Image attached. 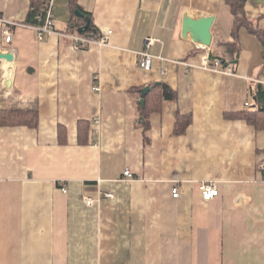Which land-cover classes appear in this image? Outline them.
<instances>
[{
	"label": "crops",
	"instance_id": "0c3cea01",
	"mask_svg": "<svg viewBox=\"0 0 264 264\" xmlns=\"http://www.w3.org/2000/svg\"><path fill=\"white\" fill-rule=\"evenodd\" d=\"M58 1L55 26L68 31L73 12ZM77 2L96 32L112 31L109 44L76 50L30 27L0 38L14 54L0 60V109L38 113L35 127L0 125V264H264V128L229 115L254 108L261 38L244 25L239 52L221 45L235 22L226 0ZM31 3L0 0V15L25 22ZM244 8L264 30V0ZM185 15L215 16L211 45L183 35ZM144 51L150 69L139 66ZM205 55L235 74L203 69ZM162 81L176 97L142 103ZM202 181L220 195L204 201Z\"/></svg>",
	"mask_w": 264,
	"mask_h": 264
},
{
	"label": "trees",
	"instance_id": "16d2710c",
	"mask_svg": "<svg viewBox=\"0 0 264 264\" xmlns=\"http://www.w3.org/2000/svg\"><path fill=\"white\" fill-rule=\"evenodd\" d=\"M231 6L232 12L235 17L234 26L232 29V40L230 42L222 43L221 45L226 48H231L235 53L240 50L239 42V29L240 27L246 25L251 26L253 32L257 34L264 46V30L253 25V22L249 20L245 12V1L246 0H226ZM48 0H32L31 8L29 10L28 16L25 23L36 25L40 23V18H44L46 10L48 8ZM69 8L73 12L72 20L70 21L68 31L79 32V27L86 24L85 19L78 20L74 11L77 9L85 12L83 8L78 4L77 0H69ZM90 15V13H88ZM84 20V21H83ZM90 31H96L94 29V24L91 22L90 27L86 31H81V33H90ZM150 91L146 94L145 100L149 103L150 99H157L158 97L174 99L176 97V92L165 82H158L151 84ZM143 87H138L135 90L141 92ZM253 98L254 105L251 110H245L240 112H235L229 115L235 118H241L247 120L250 124H253L257 129L264 128V83L257 82L253 87ZM143 116L142 124L145 128L148 127L147 115L148 108L146 107L142 110ZM182 124L191 122L190 117H184L181 119ZM38 123V113L36 111H25L20 109H0V125H16L25 124L28 126L35 127Z\"/></svg>",
	"mask_w": 264,
	"mask_h": 264
},
{
	"label": "built area",
	"instance_id": "2783aa9c",
	"mask_svg": "<svg viewBox=\"0 0 264 264\" xmlns=\"http://www.w3.org/2000/svg\"><path fill=\"white\" fill-rule=\"evenodd\" d=\"M48 8L46 10L44 18H40V23L36 25L28 24L25 22H20L18 20L7 19L0 15V38L11 43L14 38V30L18 27H30L34 29L37 33L39 40H44L46 36H51L57 34L62 38L69 39L72 42V46L76 50H85L92 45L105 46L109 44L110 35L112 31L99 33H81L77 31H58L55 26V13H54V0H48ZM155 40L152 37L146 38V46L149 48L154 44ZM139 66L145 69H150L153 64L154 56L149 52L144 51L139 54ZM186 63V62H185ZM202 64L200 67L213 72H219L224 74H235L233 66L231 63L224 64L223 58L221 56L210 57L205 55L202 59ZM186 65H189L186 63ZM191 66V65H189ZM98 77L94 76L93 90L99 91L101 86L96 82ZM264 83V81H259ZM250 102H246V106H250ZM262 168L264 169V163H262ZM126 176H132V172L129 168L125 170ZM198 189L201 197L204 201H210L220 195V188L216 181H202L198 184ZM173 196L179 198L180 188L176 184L173 186ZM108 197H114L113 193L106 194ZM85 199L89 205L95 203V199L89 196H85Z\"/></svg>",
	"mask_w": 264,
	"mask_h": 264
},
{
	"label": "water",
	"instance_id": "95a60500",
	"mask_svg": "<svg viewBox=\"0 0 264 264\" xmlns=\"http://www.w3.org/2000/svg\"><path fill=\"white\" fill-rule=\"evenodd\" d=\"M76 13L80 15L81 17L85 18L86 24L79 28V31H86L90 25H91V17L85 16L84 13H82L80 10H77ZM215 20V16L208 15V16H202L200 18H194L189 15H185L184 21H183V35H190L194 41L200 42L206 46L211 45L212 43V26ZM5 59L8 61L14 60V54L11 52H3L0 50V60ZM10 82V80H9ZM150 87L147 86L142 91L143 98L141 102H144V97L147 92H149Z\"/></svg>",
	"mask_w": 264,
	"mask_h": 264
},
{
	"label": "rangeland",
	"instance_id": "374dc122",
	"mask_svg": "<svg viewBox=\"0 0 264 264\" xmlns=\"http://www.w3.org/2000/svg\"><path fill=\"white\" fill-rule=\"evenodd\" d=\"M54 13L56 12V10L59 12V14H61V6L59 4V1L57 2V0H54ZM55 20H56V16H55ZM46 38V37H45ZM45 40V39H44Z\"/></svg>",
	"mask_w": 264,
	"mask_h": 264
},
{
	"label": "bare ground",
	"instance_id": "6f19581e",
	"mask_svg": "<svg viewBox=\"0 0 264 264\" xmlns=\"http://www.w3.org/2000/svg\"><path fill=\"white\" fill-rule=\"evenodd\" d=\"M7 71H8V70H7ZM6 75H7L8 78L10 77V73H6ZM9 80H10V78H9Z\"/></svg>",
	"mask_w": 264,
	"mask_h": 264
}]
</instances>
